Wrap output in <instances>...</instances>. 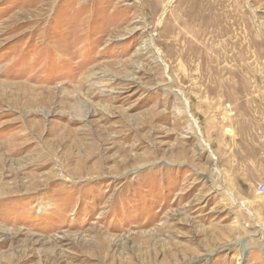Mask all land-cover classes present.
<instances>
[{
    "label": "rangeland",
    "instance_id": "rangeland-1",
    "mask_svg": "<svg viewBox=\"0 0 264 264\" xmlns=\"http://www.w3.org/2000/svg\"><path fill=\"white\" fill-rule=\"evenodd\" d=\"M0 264H264V0H0Z\"/></svg>",
    "mask_w": 264,
    "mask_h": 264
},
{
    "label": "bare ground",
    "instance_id": "bare-ground-1",
    "mask_svg": "<svg viewBox=\"0 0 264 264\" xmlns=\"http://www.w3.org/2000/svg\"><path fill=\"white\" fill-rule=\"evenodd\" d=\"M209 4H210V3H209ZM213 4H214V3H213ZM208 6H209V5H208ZM214 14H215V13H214ZM213 16H214V15H213ZM211 19H212V18H211ZM222 19H223V18H222ZM219 20H220V19H219ZM213 22H214V21H213ZM213 22H212V23H213ZM217 22H218V21H217ZM219 23H220V22H219ZM218 25H220V24H218ZM200 27H201V26H200ZM219 28H220V27H219ZM203 31H204V30H203Z\"/></svg>",
    "mask_w": 264,
    "mask_h": 264
}]
</instances>
